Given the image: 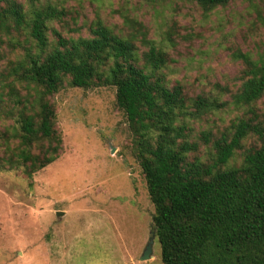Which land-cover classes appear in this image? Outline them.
Instances as JSON below:
<instances>
[{
  "label": "trees",
  "instance_id": "16d2710c",
  "mask_svg": "<svg viewBox=\"0 0 264 264\" xmlns=\"http://www.w3.org/2000/svg\"><path fill=\"white\" fill-rule=\"evenodd\" d=\"M193 1L208 14L235 0ZM66 3L0 0V170L30 182L58 158V91L113 87L162 264H264V50L235 55L234 90L216 83L192 95L168 78L167 51L135 19L123 16L126 33L95 17L73 37ZM227 109L228 124L211 125Z\"/></svg>",
  "mask_w": 264,
  "mask_h": 264
},
{
  "label": "rangeland",
  "instance_id": "374dc122",
  "mask_svg": "<svg viewBox=\"0 0 264 264\" xmlns=\"http://www.w3.org/2000/svg\"><path fill=\"white\" fill-rule=\"evenodd\" d=\"M67 5L75 19L67 18L64 33L73 37L87 36L95 17L126 33L123 16L135 19L167 51L168 78L192 95L216 83L234 90L242 68L235 55L264 50V0H235L208 14L193 0ZM52 102L62 139L58 158L30 182L20 170H0V264H162L155 239L151 258L139 261L154 210L115 89L65 86ZM234 114L227 109L209 122L222 128Z\"/></svg>",
  "mask_w": 264,
  "mask_h": 264
},
{
  "label": "water",
  "instance_id": "95a60500",
  "mask_svg": "<svg viewBox=\"0 0 264 264\" xmlns=\"http://www.w3.org/2000/svg\"><path fill=\"white\" fill-rule=\"evenodd\" d=\"M59 215H61V212L56 213V216H59ZM153 241H154V232L151 231V236L149 237L148 242L145 245V248L139 258V261H146L151 258Z\"/></svg>",
  "mask_w": 264,
  "mask_h": 264
}]
</instances>
